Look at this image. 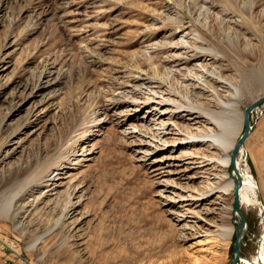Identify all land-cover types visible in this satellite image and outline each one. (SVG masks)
I'll return each mask as SVG.
<instances>
[{"label":"rangeland","instance_id":"374dc122","mask_svg":"<svg viewBox=\"0 0 264 264\" xmlns=\"http://www.w3.org/2000/svg\"><path fill=\"white\" fill-rule=\"evenodd\" d=\"M260 62L264 0H0V181L15 217L0 237L26 253L39 236L36 264H230L234 195H204L202 134L264 95ZM251 116L247 258L264 250V107Z\"/></svg>","mask_w":264,"mask_h":264},{"label":"bare ground","instance_id":"6f19581e","mask_svg":"<svg viewBox=\"0 0 264 264\" xmlns=\"http://www.w3.org/2000/svg\"><path fill=\"white\" fill-rule=\"evenodd\" d=\"M253 69H254L253 70L254 78H256L259 84H261V86L264 88V63L260 62L259 65H257ZM242 97H243L242 89L240 88V86L235 85L231 88V92L227 97L228 98L227 101L229 103H232L235 102L236 100H239L238 98H242ZM227 105L231 106V104H227ZM230 111L233 112V110ZM213 121H214L213 122L214 128L207 129L202 134L203 136L202 144L205 146L209 145L213 151V153L211 154V158L209 160L211 161L210 164L211 165L215 164L214 167L211 169L212 175L210 174L207 177L208 185L204 191V195L206 196L208 191L217 192L219 195H221L220 197V200H222L221 202H224V197L227 198L230 197L231 195H234L235 197L234 193L236 186V178L234 177L235 175L232 176L230 155L232 150L234 149V145L236 144L237 140L242 134L241 131L242 116L240 118H237V121L233 116L231 117L229 115H227V117L216 118ZM244 148L245 147L243 146L241 151L238 153L236 163H237L238 172L240 173L241 178H243V186L240 189L241 203L242 205L243 204L251 205L254 202V197H256L255 195L257 194L256 184L254 178H252L249 175V173H245L246 171L243 173L240 172L242 166H244V164L242 163V160L244 159V153H242ZM240 154L243 155L239 157ZM228 168H230V172L226 171ZM216 171L217 173L215 174ZM19 176H20V172L19 173L16 172L11 179L15 181L19 178ZM6 184H8V182H6L5 180L4 182L0 181V218H3L4 220L10 219L11 221L14 222L15 217L13 213H11V207L13 201L11 200V198L9 200L6 197L4 198L2 196V194L4 193L3 189H5L6 187V186L4 187V185ZM227 210H228L227 216L228 217L232 216L233 210L231 205L228 206ZM220 215L223 214L220 213ZM224 216L226 215L224 214ZM14 226H15L14 228L17 229L15 223ZM220 231H221L220 232L221 236L223 238L224 237L231 238L234 235L235 226L232 225V223L228 225H224L221 227ZM39 239L40 237L38 236L37 238H31L26 242L25 248L28 253L32 254L36 252L37 250L36 244ZM240 264H264V250H260L258 253H256V256L254 258H247L242 256Z\"/></svg>","mask_w":264,"mask_h":264},{"label":"water","instance_id":"95a60500","mask_svg":"<svg viewBox=\"0 0 264 264\" xmlns=\"http://www.w3.org/2000/svg\"><path fill=\"white\" fill-rule=\"evenodd\" d=\"M264 107V95L255 99L249 106H247L242 112V134L234 145V149L231 152V172L232 176L236 178V186H235V197L232 204L233 210V225H235V243L233 246V251L231 254V263L230 264H240L242 256V248L244 245V238L246 237L249 231L248 221L245 217L243 209H241V194L240 189L243 186V178H241L240 173L237 168V155L243 148L245 142L252 135V126H251V114L261 108Z\"/></svg>","mask_w":264,"mask_h":264},{"label":"built area","instance_id":"2783aa9c","mask_svg":"<svg viewBox=\"0 0 264 264\" xmlns=\"http://www.w3.org/2000/svg\"><path fill=\"white\" fill-rule=\"evenodd\" d=\"M242 163L244 164V166L247 168H249V162H247L246 157H244V159L242 160ZM11 241H5V238L3 239V237H0V251L4 252L5 254L7 252L11 253L10 256V264H36L34 263L32 260H30L29 256L27 255V252H18L16 251L11 244Z\"/></svg>","mask_w":264,"mask_h":264}]
</instances>
